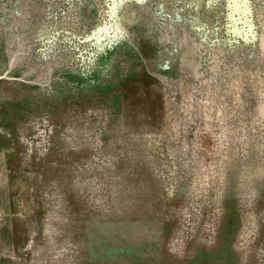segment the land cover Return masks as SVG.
<instances>
[{"label":"rangeland","instance_id":"rangeland-1","mask_svg":"<svg viewBox=\"0 0 264 264\" xmlns=\"http://www.w3.org/2000/svg\"><path fill=\"white\" fill-rule=\"evenodd\" d=\"M263 98L264 0H0V264H264Z\"/></svg>","mask_w":264,"mask_h":264},{"label":"bare ground","instance_id":"bare-ground-1","mask_svg":"<svg viewBox=\"0 0 264 264\" xmlns=\"http://www.w3.org/2000/svg\"><path fill=\"white\" fill-rule=\"evenodd\" d=\"M262 43V42H261ZM264 99V98H263ZM258 107V106H257ZM264 109V101L260 103V110ZM264 111V110H263ZM226 119V118H225ZM226 131V130H225ZM248 181V180H247ZM54 231V230H53ZM67 242V241H66ZM59 249V248H58ZM13 254V253H12ZM105 262V261H104Z\"/></svg>","mask_w":264,"mask_h":264}]
</instances>
